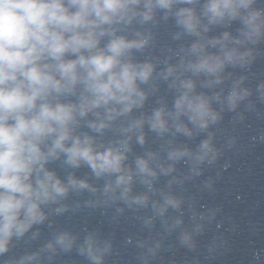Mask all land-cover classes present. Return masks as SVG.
I'll list each match as a JSON object with an SVG mask.
<instances>
[{"label":"clouds","instance_id":"obj_1","mask_svg":"<svg viewBox=\"0 0 264 264\" xmlns=\"http://www.w3.org/2000/svg\"><path fill=\"white\" fill-rule=\"evenodd\" d=\"M262 55L264 0H0V264L72 252L107 264L111 234L55 226L82 206L134 215L144 234L123 245L136 264L194 252L220 208L187 185L236 145L217 144L226 113L262 115L264 79L250 83ZM199 187L214 192L215 178ZM226 244L215 235L207 251Z\"/></svg>","mask_w":264,"mask_h":264},{"label":"water","instance_id":"obj_2","mask_svg":"<svg viewBox=\"0 0 264 264\" xmlns=\"http://www.w3.org/2000/svg\"><path fill=\"white\" fill-rule=\"evenodd\" d=\"M170 42L168 28L161 25L158 29V48ZM158 50V49H157ZM250 79L254 87L259 79H264V55L253 64ZM262 115L254 112L245 114V120L233 124L231 114L226 113L217 133V144H223L227 135L236 137V145L225 149L215 168L206 169L204 176L187 185V192L196 197L198 203L205 206H219L217 229L214 222L198 238V247L194 252L181 247L171 250L165 248L153 264H185L196 258L198 264H253V251H261V259L256 264H264V142L253 141L264 130V104L258 103ZM227 164V167H223ZM84 171V170H82ZM217 172L219 175L217 176ZM206 176L215 178V191L209 193L199 187L200 180ZM83 199V197H80ZM114 209L81 207L69 210L63 216L54 217L55 226L70 228L74 231L83 226L95 228L102 235L111 234L114 240V253L107 259V264H136L138 250L133 246L123 245L128 235H143L135 217L125 213L112 220ZM48 228L42 227V237L48 235ZM223 235L227 241L225 247H218L209 254L207 244L213 236ZM173 237H169L172 240ZM37 242H32L35 247ZM23 242L14 251L19 252ZM56 264H87L84 258L75 252L57 257Z\"/></svg>","mask_w":264,"mask_h":264}]
</instances>
